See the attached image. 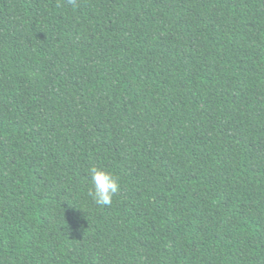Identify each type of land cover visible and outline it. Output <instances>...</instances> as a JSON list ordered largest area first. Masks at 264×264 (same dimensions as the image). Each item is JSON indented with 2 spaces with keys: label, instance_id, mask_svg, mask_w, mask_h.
Masks as SVG:
<instances>
[{
  "label": "trees",
  "instance_id": "obj_1",
  "mask_svg": "<svg viewBox=\"0 0 264 264\" xmlns=\"http://www.w3.org/2000/svg\"><path fill=\"white\" fill-rule=\"evenodd\" d=\"M0 264H264V0H0Z\"/></svg>",
  "mask_w": 264,
  "mask_h": 264
},
{
  "label": "clouds",
  "instance_id": "obj_2",
  "mask_svg": "<svg viewBox=\"0 0 264 264\" xmlns=\"http://www.w3.org/2000/svg\"><path fill=\"white\" fill-rule=\"evenodd\" d=\"M88 179L91 183L89 196L100 206H111L113 197L119 191L118 178L101 168L91 167L89 169Z\"/></svg>",
  "mask_w": 264,
  "mask_h": 264
}]
</instances>
